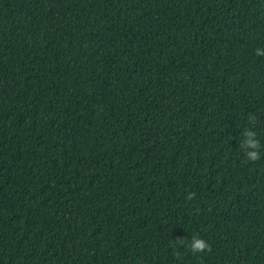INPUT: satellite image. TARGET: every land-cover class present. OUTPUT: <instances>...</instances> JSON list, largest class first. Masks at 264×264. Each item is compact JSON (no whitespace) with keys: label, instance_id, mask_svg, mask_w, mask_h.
<instances>
[{"label":"trees","instance_id":"1","mask_svg":"<svg viewBox=\"0 0 264 264\" xmlns=\"http://www.w3.org/2000/svg\"><path fill=\"white\" fill-rule=\"evenodd\" d=\"M256 48L264 0H0V264H264Z\"/></svg>","mask_w":264,"mask_h":264},{"label":"clouds","instance_id":"2","mask_svg":"<svg viewBox=\"0 0 264 264\" xmlns=\"http://www.w3.org/2000/svg\"><path fill=\"white\" fill-rule=\"evenodd\" d=\"M256 56H264V49L256 48L255 49ZM251 123H255L256 116L251 115L249 117ZM245 140L243 141V147L245 148V155L249 161L255 162L261 158V154L259 152L260 142L256 138L257 133L250 130H245L243 133ZM195 196V193L188 194V199L191 200ZM190 251L193 254L205 253L210 251V245L207 241L202 238L196 237L191 242Z\"/></svg>","mask_w":264,"mask_h":264}]
</instances>
